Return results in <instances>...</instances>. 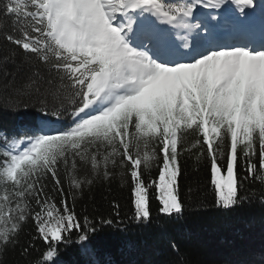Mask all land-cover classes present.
Returning a JSON list of instances; mask_svg holds the SVG:
<instances>
[{
    "label": "snow or ice",
    "instance_id": "obj_1",
    "mask_svg": "<svg viewBox=\"0 0 264 264\" xmlns=\"http://www.w3.org/2000/svg\"><path fill=\"white\" fill-rule=\"evenodd\" d=\"M0 18V111L23 118L0 127V264L29 223L34 264H64L70 243L98 264L93 240L116 221L81 217L77 197L118 176L132 221L151 225L152 199L174 221L190 158L207 161L217 207L264 205L249 188L264 189V3L0 0ZM257 21L259 44L237 39Z\"/></svg>",
    "mask_w": 264,
    "mask_h": 264
},
{
    "label": "trees",
    "instance_id": "obj_2",
    "mask_svg": "<svg viewBox=\"0 0 264 264\" xmlns=\"http://www.w3.org/2000/svg\"><path fill=\"white\" fill-rule=\"evenodd\" d=\"M6 50L0 41V51ZM12 71L10 65L9 72ZM22 119L0 111V127L13 128ZM249 188L257 194L264 190L258 184H250ZM180 192L185 204L181 217L174 221L165 217L159 211V201L152 199V222L143 227L131 219V189L118 176L110 182L94 184L78 196L76 211L81 217L116 221L112 226L104 225L93 240L101 249L96 258L98 264H175L177 257L170 242L181 250L185 264H264V205L256 197L235 209L217 207L209 184L207 161L198 163L194 158L184 161ZM35 236L34 225L27 224L19 246L9 251L7 264H34L45 251V245ZM29 244L34 248L25 254L23 249ZM60 252L64 264H87L78 244L70 243Z\"/></svg>",
    "mask_w": 264,
    "mask_h": 264
},
{
    "label": "rangeland",
    "instance_id": "obj_3",
    "mask_svg": "<svg viewBox=\"0 0 264 264\" xmlns=\"http://www.w3.org/2000/svg\"><path fill=\"white\" fill-rule=\"evenodd\" d=\"M256 2L259 4V3H264V0H256ZM235 7V6H233Z\"/></svg>",
    "mask_w": 264,
    "mask_h": 264
},
{
    "label": "bare ground",
    "instance_id": "obj_4",
    "mask_svg": "<svg viewBox=\"0 0 264 264\" xmlns=\"http://www.w3.org/2000/svg\"><path fill=\"white\" fill-rule=\"evenodd\" d=\"M254 32H258V31H254ZM259 34L261 35V31H259Z\"/></svg>",
    "mask_w": 264,
    "mask_h": 264
}]
</instances>
